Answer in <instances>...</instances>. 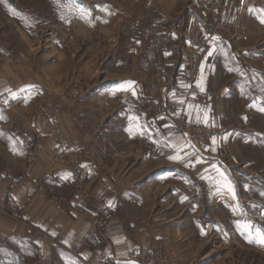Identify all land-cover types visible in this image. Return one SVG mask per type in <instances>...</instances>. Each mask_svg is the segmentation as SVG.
<instances>
[{"label": "crops", "instance_id": "0c3cea01", "mask_svg": "<svg viewBox=\"0 0 264 264\" xmlns=\"http://www.w3.org/2000/svg\"><path fill=\"white\" fill-rule=\"evenodd\" d=\"M237 1L122 0L108 54L121 71L105 87L49 90L42 114L0 60V264H144L156 250L181 264L165 160L187 157L182 144H235L228 101L252 98L243 82L264 74V26L242 13L225 24Z\"/></svg>", "mask_w": 264, "mask_h": 264}, {"label": "rangeland", "instance_id": "374dc122", "mask_svg": "<svg viewBox=\"0 0 264 264\" xmlns=\"http://www.w3.org/2000/svg\"><path fill=\"white\" fill-rule=\"evenodd\" d=\"M242 3L238 17L225 24L239 26L244 14V23L264 26V0ZM122 4V0H0V60L12 62L5 64L4 72L12 71L16 87L35 92L31 98L35 114H42L45 105L57 99L49 90L105 87L121 71L114 61L108 64V54L109 40L122 39ZM247 10L254 17L251 22ZM247 86L257 94L252 98L233 94L228 101L238 124L233 130L235 144L212 151L182 144L177 149L187 157L165 160L164 206L166 210L174 202L173 210L168 209L180 216L177 258L181 264H264L260 242L264 234V74L243 82L245 90ZM241 102L243 109L238 106ZM237 109L243 113H236ZM170 150L165 146V152ZM195 152H212L216 160L195 158ZM172 164L179 171L173 177L168 174ZM229 182L234 195L226 187ZM159 190L152 192V199ZM165 258L156 250L144 258V264H162Z\"/></svg>", "mask_w": 264, "mask_h": 264}, {"label": "snow or ice", "instance_id": "6c2138e0", "mask_svg": "<svg viewBox=\"0 0 264 264\" xmlns=\"http://www.w3.org/2000/svg\"><path fill=\"white\" fill-rule=\"evenodd\" d=\"M262 22H264V21H262ZM209 55H211V53H209ZM171 159L179 160V159H181V157L177 155V156L171 157ZM226 187L228 188V190L230 192H233V195H234V189L232 188L230 182L228 184H226ZM244 227H249V225L245 224ZM260 242L261 243H264V234H262L261 239H260Z\"/></svg>", "mask_w": 264, "mask_h": 264}, {"label": "built area", "instance_id": "2783aa9c", "mask_svg": "<svg viewBox=\"0 0 264 264\" xmlns=\"http://www.w3.org/2000/svg\"><path fill=\"white\" fill-rule=\"evenodd\" d=\"M3 176H4V174L1 175V177H3ZM80 187H82V186L80 185ZM9 208H10V210H11L12 212H14V213L17 212V208H16V206H14L13 204H11V205L9 206Z\"/></svg>", "mask_w": 264, "mask_h": 264}]
</instances>
